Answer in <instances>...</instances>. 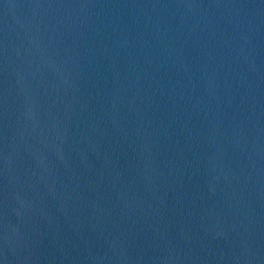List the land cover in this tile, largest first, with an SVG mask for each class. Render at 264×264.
Returning <instances> with one entry per match:
<instances>
[{
    "label": "water",
    "instance_id": "obj_1",
    "mask_svg": "<svg viewBox=\"0 0 264 264\" xmlns=\"http://www.w3.org/2000/svg\"><path fill=\"white\" fill-rule=\"evenodd\" d=\"M0 264H264V0H0Z\"/></svg>",
    "mask_w": 264,
    "mask_h": 264
}]
</instances>
